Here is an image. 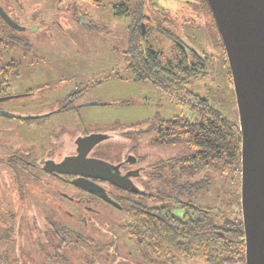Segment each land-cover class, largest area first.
<instances>
[{
    "label": "flooded vegetation",
    "instance_id": "af4514ba",
    "mask_svg": "<svg viewBox=\"0 0 264 264\" xmlns=\"http://www.w3.org/2000/svg\"><path fill=\"white\" fill-rule=\"evenodd\" d=\"M53 1L48 0L46 2L50 3L45 4L46 2L32 0L30 14H26L24 8H20L21 12L18 9L14 13L13 0L9 2L13 12L0 0L3 10L23 27H15L0 12V110L34 117L0 116L37 120L38 126L43 128L46 119L55 114L61 116L71 112L81 115L80 103L76 101L82 92L81 87L61 93L55 98L51 95L56 92L45 93L39 89L40 86H26L18 92L10 90L13 85L23 82L24 78L29 79L35 73L33 69L41 66V61L34 57L39 56L40 47L44 49L43 43L59 46L63 42L64 38H57L56 33L63 36L68 33L73 37L85 29L95 33H111L113 38L110 42H115L112 46L119 50L121 44L124 45L120 49L121 61L109 66L111 77L119 79L135 80L142 75L147 78L151 76L136 70L135 44L140 47L147 67L154 60L165 70L168 60L177 59L178 62L180 57H186L187 71L183 72L181 67L173 65L174 74L176 71L179 75L195 73L196 70L193 69L199 67H203V71L213 56V52L208 51L211 43L220 52L217 62L229 67L207 0H91L89 4H93V7L86 6L87 0H56L58 2L54 6ZM173 2L188 5L189 13H185V8H176L171 9L175 13L172 16L170 5ZM178 18L181 19L180 24L177 22ZM199 21H205L207 25L209 33L205 41H202L205 35L202 27L198 25ZM27 32H36L41 40L31 41L24 34ZM165 41H168L166 49ZM165 52L173 55L172 58ZM51 61L58 64L62 59L52 56ZM200 73L202 72L195 74ZM179 75L174 77L178 80ZM63 79L65 77L60 80ZM144 81L164 89L153 81ZM34 94L36 96L31 100H21L23 96L26 98ZM109 103L113 102L107 104ZM176 116L180 115L167 117L160 114L149 122L137 121L128 124L116 121L113 126L104 130H91L79 124H73L71 129H63L64 125L56 121V126L60 127L58 133L53 130L54 124L49 122L51 130L46 140L48 148L35 157H32L35 147L33 144L26 146L22 142L17 146L13 142H2L0 139V144L6 151V155L0 157V162L7 168L1 172L12 177L8 183L0 186V238L10 244L3 248L1 254L6 257L7 254H12V264H26L22 255L27 250V244L49 256L68 253V249L84 253L88 251V245L93 240L96 241L99 233H105L110 239L117 236L112 226L122 227L125 224L124 204L134 205L136 201H142V209L148 216H160V211L165 210L159 209V205L169 201L165 207L174 214H180L181 197L179 200L173 199V203L171 200L156 199L159 183L157 179L162 164L160 162H165L177 154L169 157L160 155L152 159L151 156L157 152L154 149L139 153L142 145H152L160 149L164 143L158 141L159 131L165 129L167 120ZM87 138L96 141L87 156L105 160L111 171L126 176L129 188L94 176H88L90 180H87L81 174L49 170L60 167L67 157L77 155L81 141ZM108 208L119 210L121 215L113 216ZM67 236L80 241L82 247H68L65 246L67 242L64 246L54 242V238Z\"/></svg>",
    "mask_w": 264,
    "mask_h": 264
},
{
    "label": "rangeland",
    "instance_id": "374dc122",
    "mask_svg": "<svg viewBox=\"0 0 264 264\" xmlns=\"http://www.w3.org/2000/svg\"><path fill=\"white\" fill-rule=\"evenodd\" d=\"M3 1L9 6L12 12L13 7H15L14 13L18 12V9L21 12L20 8H24V13L30 14L32 0H13V7L9 4L10 0ZM46 1L48 0H37V2ZM89 1L92 2L91 0H87L85 3L86 6L93 7V4H89ZM55 2L57 3L58 1L54 0L53 6ZM105 2L107 1L105 0ZM49 3L50 2H46L45 4ZM176 8H185V13H189V7L186 4L178 5L173 2V4L170 5V10ZM171 15L174 16L175 13L172 11ZM177 20H179L177 22L180 24L181 19L178 18ZM198 25L202 27L205 35L202 41H205L207 39V33H209L206 28V22L199 21ZM24 34L31 41L38 42L41 40V37L36 34V32H27ZM55 36L60 39L64 38L65 41L63 40V42H60L59 46H54L52 43H43L44 49L40 47V50H38L39 56L37 55L34 57L41 61V66L35 67L33 69L35 73H33L29 79L24 78V83L19 82L17 85H13L10 90L18 92L19 90H24L26 86H40L39 89L44 90L45 93L56 92L53 96L51 95V97L55 98L61 93H66L74 88L81 87L82 92H80L76 100L77 103H80L81 115L71 112L61 116L55 114L46 119L47 122L45 121L43 128L38 126L39 122L37 120H19L0 116V139L2 142H13L17 146L22 142H24L26 146H30L31 143L35 146L32 152V157H35L41 155V151L48 148L46 140L51 130L49 128L51 125L49 122L54 124L53 130L58 133V130L60 132V127L56 126V121L64 125L63 129H71L74 127L73 124H79L91 130H104L113 126L116 121L127 124L137 121L149 122L160 114L167 117L178 114L190 119L196 116L195 110L190 105L175 102L169 90L160 89L151 82L130 80L129 78L119 79L114 76L111 77L109 66L115 64L116 61H118L117 63L121 61L120 49L124 47V45L121 44V48L117 50L112 46L115 42H110V40H112L111 38H113L111 33H95L85 29L82 33L76 34L75 37L70 36L68 33H64V36L63 34L59 35L56 33ZM164 44L166 49L168 41H165ZM208 49L209 52H213L214 57L211 55L212 60H208V66H206L203 71H200L202 73L193 77L191 83L188 85L192 90L207 98L211 104L222 110L225 115L239 122L234 87L228 75L229 67L224 64L222 66V64L220 65L217 62L220 52L214 49L213 43L209 45ZM165 54L170 56L169 58L173 56L167 52H165ZM52 56H59L62 61L58 64H54L51 61ZM113 67H115V65ZM217 67L218 69H216ZM180 75L184 74L180 73ZM63 77H65V79L60 80ZM35 96L36 94L26 98L23 96L21 100H31V98ZM89 101L105 102L106 104H86ZM108 102L114 103L107 104ZM29 123H31V125H29ZM3 147L4 146L0 144V157L6 155V151ZM152 149L157 151L153 155L151 154L152 159H156L160 155L162 157L174 156V154L183 155L189 148L185 142H178L170 145L164 144L160 149L152 147V145H142L139 149V153L151 152ZM5 169L7 168L0 162V186L2 183H8L12 178L8 173L1 172V170ZM204 172L211 176L210 184L205 188L192 192L189 197L202 206L227 210L230 203L233 202L230 191L233 189L237 190L239 182L241 185V174L238 176L236 173L232 172L223 173L219 168L213 166H208ZM108 211L116 217L121 215V212L114 208H108ZM112 229L117 233V239L116 236H114L110 241L105 233H99V235L96 233L98 235L96 239L97 244L88 245L90 251L85 255H80L79 252L68 249L70 251L68 253H56L49 256L40 251H36L27 244V250L23 253L22 257L26 264H108V261L115 260L118 255L114 251L109 252L108 248L110 246H118L117 252L119 254L128 255L136 261L146 260V258L139 254L135 240L125 232L123 227L113 225ZM8 246H10L9 242L0 238V264H12V254H7V257L1 254L3 248H7ZM84 246L87 245L84 244ZM106 258L108 259L106 260ZM163 264L210 263L204 256L195 254L193 256L180 255L176 259H173V261ZM232 264L243 263L236 262Z\"/></svg>",
    "mask_w": 264,
    "mask_h": 264
},
{
    "label": "trees",
    "instance_id": "16d2710c",
    "mask_svg": "<svg viewBox=\"0 0 264 264\" xmlns=\"http://www.w3.org/2000/svg\"><path fill=\"white\" fill-rule=\"evenodd\" d=\"M134 48L136 70L151 75L149 78L142 75L135 80H150L163 86L172 93L175 102L190 105L196 116L193 119L183 115L173 117L166 121L165 129L159 131V142L168 145L185 142L189 148L183 155L177 154L165 162H160L162 164L157 179L159 183L156 199L171 200L173 203V199L179 200L181 197L182 212L174 214L171 209H167L165 204L170 201L159 205V209L165 210L160 211V216H148L142 209V201H136L134 205L124 204L125 224L122 227L135 240L139 254L147 261L133 260L128 255L119 254L118 246H110L108 251L114 250L118 255L115 260L107 263L163 264L180 255L199 254L210 264H245L246 243L240 182L237 190L230 191L233 202L227 210L202 206L189 197L192 192L210 184L211 176L204 172L208 166L219 168L223 173L232 172L238 176L241 174L242 138L239 122L225 115L207 98L189 87L193 77L197 76L195 73L202 71L203 67L193 69L196 70L195 73H183L184 75H179L176 71L177 77L180 76L177 80L173 65L181 67L183 72L187 71L186 57H180L178 62L177 59L168 60L165 63L166 69L163 70L154 60L147 67L140 47L135 44ZM228 75L233 84L229 68ZM54 242L63 246L67 242L65 246L68 247L81 246L80 241L71 236L54 238ZM96 244L97 240H93L91 245ZM88 251L79 253L85 255Z\"/></svg>",
    "mask_w": 264,
    "mask_h": 264
},
{
    "label": "water",
    "instance_id": "95a60500",
    "mask_svg": "<svg viewBox=\"0 0 264 264\" xmlns=\"http://www.w3.org/2000/svg\"><path fill=\"white\" fill-rule=\"evenodd\" d=\"M219 30L232 77L241 131V212L245 264H264V0H207ZM0 12L21 29L0 6ZM86 104H106L89 101ZM0 114L31 118L0 110ZM95 140L81 141L77 155L50 171L107 179L129 188L126 176L111 171L101 158L89 157ZM66 168H65V167Z\"/></svg>",
    "mask_w": 264,
    "mask_h": 264
}]
</instances>
